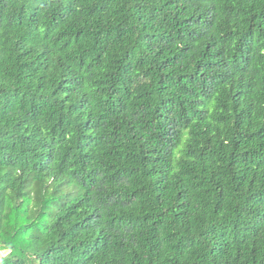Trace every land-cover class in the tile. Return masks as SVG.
Masks as SVG:
<instances>
[{"label": "trees", "instance_id": "trees-1", "mask_svg": "<svg viewBox=\"0 0 264 264\" xmlns=\"http://www.w3.org/2000/svg\"><path fill=\"white\" fill-rule=\"evenodd\" d=\"M0 264H264V0H0Z\"/></svg>", "mask_w": 264, "mask_h": 264}, {"label": "rangeland", "instance_id": "rangeland-1", "mask_svg": "<svg viewBox=\"0 0 264 264\" xmlns=\"http://www.w3.org/2000/svg\"><path fill=\"white\" fill-rule=\"evenodd\" d=\"M7 254H8V252L3 251V250H0V258H1L2 256H6Z\"/></svg>", "mask_w": 264, "mask_h": 264}]
</instances>
